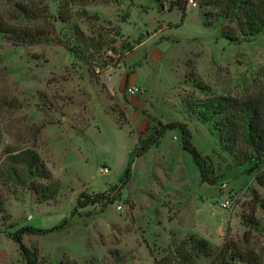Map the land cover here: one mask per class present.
Returning a JSON list of instances; mask_svg holds the SVG:
<instances>
[{
    "label": "rangeland",
    "instance_id": "obj_1",
    "mask_svg": "<svg viewBox=\"0 0 264 264\" xmlns=\"http://www.w3.org/2000/svg\"><path fill=\"white\" fill-rule=\"evenodd\" d=\"M194 2L88 1L61 21L54 1L0 0L1 24L51 28L22 19L24 3L43 18L49 10L57 32L40 44L0 32V170L8 155L32 149L61 185L48 202L30 189L9 195L0 208V264H264V158L237 166L194 109L216 97L263 94L264 33L231 42L224 36L238 35L236 25L215 20L226 0ZM59 40L81 43L84 54ZM136 42L135 53H125ZM136 51L142 55L131 62ZM177 122L208 157L203 170L216 184L201 182L177 129L136 158L161 126ZM83 193L91 203L78 205ZM190 236L211 251H191Z\"/></svg>",
    "mask_w": 264,
    "mask_h": 264
},
{
    "label": "trees",
    "instance_id": "obj_2",
    "mask_svg": "<svg viewBox=\"0 0 264 264\" xmlns=\"http://www.w3.org/2000/svg\"><path fill=\"white\" fill-rule=\"evenodd\" d=\"M42 1H54L58 3L59 10L57 18L61 21H68L71 18L70 9L73 6L80 5L84 2H102L108 3L113 0H42ZM115 1V0H114ZM38 5V4H37ZM206 6L209 4L205 3ZM27 4H19V8L22 11L20 16L25 20L37 21V19H43L45 23L51 28H23L19 26L24 32H18L15 26L9 25L7 22L0 23V32L7 35L9 39L19 41L21 43H47L52 42L57 38V32L55 28L56 18L49 13V10L45 12L47 15L43 18L40 9L28 8ZM182 11V21L185 18L186 10L180 6H177ZM217 12L215 13L216 21L228 19L232 21L238 28V35L231 30L230 36H224L231 42H238L239 40L250 39L264 33V0H226L225 3L219 8L217 6ZM48 9V6H46ZM174 6L170 7L172 11ZM33 16V17H32ZM51 20V22H50ZM125 21V20H124ZM50 23V24H49ZM206 26L217 25L205 24ZM80 32V28L76 26ZM81 35L84 37V34ZM101 36V35H100ZM237 38H234L236 37ZM241 38V39H240ZM72 53L77 56H82L84 51L82 44L76 45L65 44L59 40ZM139 42L129 44L125 53L132 52L135 49V45ZM90 47H95L94 45ZM195 111L198 116L206 122H212L214 128L218 131L221 144L229 151L234 163L237 166H243L246 163L252 161H260L264 158V92L262 95L250 98L247 101H235L232 98L216 97L208 102H201V105L195 104ZM179 130L182 136V148L187 151L200 172L201 182L209 185L216 184V179L209 174V170H203V167L208 159L204 157L198 148L192 142V134L188 127L180 122L167 124L161 126L155 132L154 138H151L149 143L141 148H138L136 158L146 153L152 146L157 144L160 138L167 130ZM140 142V140H139ZM133 163V162H132ZM131 164L125 170L124 177L120 181V187H124L131 177ZM264 186V181H261ZM61 185L58 181L52 179L51 173L48 171L40 156L35 150L27 149L19 153L10 154L7 156L5 165L0 170V208L4 205L9 195H13L16 190L14 189H30L32 190L39 202H48L54 200L59 191ZM88 199L84 204L87 205L90 202V197L87 194H82L78 205H81V199ZM2 209V208H1ZM66 221H63L60 227L66 225ZM54 228L53 230H56ZM36 230L28 227L24 228L26 233H45L53 231ZM13 240L20 245L22 250H25L22 245V238L15 237ZM189 246L191 251L198 253H209L211 251L210 245L205 239H196L194 236L189 237ZM183 242L182 245H185ZM186 248V247H185ZM179 254V251H176ZM222 254V250L219 252ZM219 256V255H218ZM192 259V255L186 256L184 261L189 262ZM218 259L213 261L216 263ZM156 264H160L159 261H155ZM29 264V263H28Z\"/></svg>",
    "mask_w": 264,
    "mask_h": 264
},
{
    "label": "crops",
    "instance_id": "obj_3",
    "mask_svg": "<svg viewBox=\"0 0 264 264\" xmlns=\"http://www.w3.org/2000/svg\"><path fill=\"white\" fill-rule=\"evenodd\" d=\"M146 43H147V40L144 41V42L141 44V46H143V45L146 44ZM133 53H135V51H133L131 54H133ZM143 53H144V51H143ZM131 54H130V55H131ZM141 55H142L141 52H140V53H139V52L137 53V51H136L135 56H134L133 58H130V61L132 62V59H133V60H134V59H138L139 57H141ZM127 59H129V57L126 58V63H127V65H129V62H127ZM128 61H129V60H128ZM129 80H131V77L129 78ZM151 148H152V147H151ZM151 148H150V149H151ZM150 149H149V150H150ZM149 150H148V151H149Z\"/></svg>",
    "mask_w": 264,
    "mask_h": 264
},
{
    "label": "built area",
    "instance_id": "obj_4",
    "mask_svg": "<svg viewBox=\"0 0 264 264\" xmlns=\"http://www.w3.org/2000/svg\"><path fill=\"white\" fill-rule=\"evenodd\" d=\"M188 3H189V5L196 6V3L194 2V0H188ZM130 92L133 93L132 90H130ZM106 171H108V170H106ZM223 205L225 208L229 207L230 201H226Z\"/></svg>",
    "mask_w": 264,
    "mask_h": 264
}]
</instances>
